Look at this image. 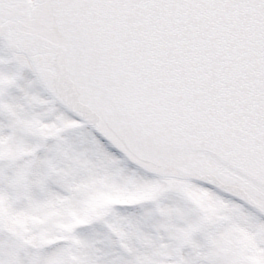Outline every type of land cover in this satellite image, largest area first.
<instances>
[{"label": "snow or ice", "instance_id": "obj_1", "mask_svg": "<svg viewBox=\"0 0 264 264\" xmlns=\"http://www.w3.org/2000/svg\"><path fill=\"white\" fill-rule=\"evenodd\" d=\"M32 8L95 49L71 65L91 112L7 25ZM106 174L144 198L74 230L85 264H264V0H0V198L25 211ZM69 244L0 231V264H48Z\"/></svg>", "mask_w": 264, "mask_h": 264}, {"label": "rangeland", "instance_id": "obj_2", "mask_svg": "<svg viewBox=\"0 0 264 264\" xmlns=\"http://www.w3.org/2000/svg\"><path fill=\"white\" fill-rule=\"evenodd\" d=\"M8 55V54H7ZM31 77L30 73H26ZM35 127V125H31ZM11 154V148L7 149ZM112 177L108 174L99 178L90 179L88 182L75 186L71 197L48 199L44 203L36 204L28 210L16 212L5 198H0V231L10 233L18 241L39 247L50 244L53 239H64L76 219L77 223L86 224L92 220H102L112 205L139 201L144 197L139 193L117 191ZM192 197L210 212H215L216 207L210 202L205 193H192ZM78 209L83 215H78ZM75 216V217H73ZM211 221V216L206 218ZM34 229L39 231L34 232ZM60 233L57 237L54 233ZM51 237V238H50ZM244 243V240H241ZM74 247L71 246L70 258L67 264H85L80 254L81 242L74 236ZM90 246V245H87ZM72 254V255H71ZM48 264H60L59 256ZM94 264V262H93Z\"/></svg>", "mask_w": 264, "mask_h": 264}, {"label": "water", "instance_id": "obj_3", "mask_svg": "<svg viewBox=\"0 0 264 264\" xmlns=\"http://www.w3.org/2000/svg\"><path fill=\"white\" fill-rule=\"evenodd\" d=\"M7 25L13 34L27 41L26 47L34 45L39 50L38 54L44 62L48 86L67 103L91 112L90 105L86 104L79 94L71 65L78 56L84 59L90 58L95 49L80 43V37L75 31L68 30L51 11L39 8L14 10ZM5 44L10 50L17 52L15 45H9L7 42ZM257 202L264 203V201Z\"/></svg>", "mask_w": 264, "mask_h": 264}]
</instances>
